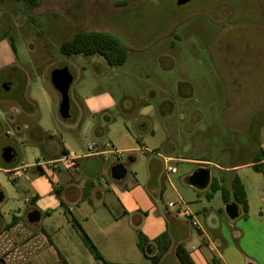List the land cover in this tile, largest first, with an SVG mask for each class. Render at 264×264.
I'll return each instance as SVG.
<instances>
[{
	"label": "rangeland",
	"instance_id": "rangeland-1",
	"mask_svg": "<svg viewBox=\"0 0 264 264\" xmlns=\"http://www.w3.org/2000/svg\"><path fill=\"white\" fill-rule=\"evenodd\" d=\"M79 29L113 34L127 51L125 63L64 53L62 43ZM206 42L231 54L227 69L245 72V83H231L222 60L210 65ZM62 67L74 78L68 119L59 114L61 96L51 81V72ZM185 70L211 80L202 90L193 80L197 86L187 95L190 89L179 84ZM229 91L246 93L238 95L240 106H227ZM228 116L246 122L231 123ZM115 139L135 148L121 150L120 163L134 154L131 170L144 189H156L155 218L176 217L167 203L182 199L218 249V264H264V170L252 166L264 159V0H39L37 6L0 0V190L6 196L0 208L9 206L17 187L12 168L32 163L47 146L69 143L84 153L90 143L109 142L119 149ZM8 146L14 159L5 164L1 153ZM199 168L210 172L204 188L189 182ZM235 176L248 210L237 203L239 215L231 218L211 183L232 192ZM29 195L18 196L22 210ZM183 221L186 234L200 232L191 218Z\"/></svg>",
	"mask_w": 264,
	"mask_h": 264
},
{
	"label": "crops",
	"instance_id": "crops-1",
	"mask_svg": "<svg viewBox=\"0 0 264 264\" xmlns=\"http://www.w3.org/2000/svg\"><path fill=\"white\" fill-rule=\"evenodd\" d=\"M204 47L211 66L217 68L220 59L231 83H245V72L238 74L227 69L231 54L218 52L212 42H206ZM203 59L202 56L196 58L200 66L205 65ZM188 72L184 71L186 77L179 84L189 88L187 95L193 96L197 86H194L193 80L201 85L202 90V83L211 78L206 75L202 79ZM239 94L229 91L227 106H240ZM243 94L245 96L246 93ZM195 99L203 100L199 95ZM205 102L213 104L208 99ZM257 113L251 116L250 123ZM228 121L235 124L246 122L244 118L232 116H228ZM143 130L149 131L144 126ZM128 137V134L124 136L125 139ZM115 142L122 151L135 149L131 147V141H126L125 145L122 139H115ZM65 152L79 157L76 166L51 168V162ZM104 157V154H92L90 151L83 153L69 143H54L46 147L44 154L36 153L32 163L23 166L27 167L26 172L11 178L18 188L15 186L9 206L0 208V264H106V261L111 264H149L151 260L138 246V230L152 241L154 254L157 249L153 240L164 232L169 233L171 244L159 264H182L177 255L178 245L182 246L188 264L220 263L219 251L213 250L215 245L208 240L204 230L198 234H186L183 221L186 217L174 213L176 217L167 221L152 215L154 203L151 194L156 189H144L137 173L131 170L137 161L134 154L129 156L127 175L120 181L111 177L114 160L107 163ZM261 162L264 163V159ZM22 191L30 194L25 199L27 208L24 210L18 199ZM5 198L4 195L3 201ZM32 211L39 212V219L35 222L28 218ZM84 233L103 259L95 257ZM188 240L193 241L191 246L185 245ZM168 253L171 257L167 260Z\"/></svg>",
	"mask_w": 264,
	"mask_h": 264
},
{
	"label": "trees",
	"instance_id": "trees-1",
	"mask_svg": "<svg viewBox=\"0 0 264 264\" xmlns=\"http://www.w3.org/2000/svg\"><path fill=\"white\" fill-rule=\"evenodd\" d=\"M26 2L37 6L39 0H25ZM61 50L66 54H89L100 55L111 66L122 65L126 61L127 51L121 42L109 32L100 31H85L79 29L75 37L69 41H65L61 45ZM262 159H256L253 163L254 169L263 171L264 166ZM213 190H220L224 201L228 204L233 201L242 204L245 210H248V203L246 200L245 187L239 176H235L232 181V192L225 186L220 185L216 180L211 183ZM84 238L96 258L103 259V256L97 250L95 245L91 242L89 237L84 233ZM156 245L157 252L154 254V244L149 240L140 230H138V246L146 257H148L153 264H159L161 256L166 253L171 244V238L168 232H164L153 240ZM177 255L182 264H188L187 258L184 256V250L181 245L177 246ZM106 264H111L106 261ZM133 264V263H126Z\"/></svg>",
	"mask_w": 264,
	"mask_h": 264
},
{
	"label": "water",
	"instance_id": "water-1",
	"mask_svg": "<svg viewBox=\"0 0 264 264\" xmlns=\"http://www.w3.org/2000/svg\"><path fill=\"white\" fill-rule=\"evenodd\" d=\"M191 0H177L178 5H183ZM73 75L68 67L56 68L51 72V81L54 87L58 90L61 96L59 114L61 118L68 119L71 117L70 113V98L69 89L73 83ZM3 87L8 90L9 87L6 83ZM1 158L5 164H10L14 159V149L10 146L3 148ZM128 169L124 163L114 164L111 169V177L114 180H123L127 175ZM210 181V172L205 168L197 169L190 177L189 182L192 186L197 188H204ZM4 199V194L0 190V202ZM225 210L231 218H236L239 215V206L236 202H230L226 204ZM31 222H35L39 219V212L32 211L28 216Z\"/></svg>",
	"mask_w": 264,
	"mask_h": 264
},
{
	"label": "built area",
	"instance_id": "built-area-1",
	"mask_svg": "<svg viewBox=\"0 0 264 264\" xmlns=\"http://www.w3.org/2000/svg\"><path fill=\"white\" fill-rule=\"evenodd\" d=\"M87 149L92 154H104L105 155L104 159L107 163H110L111 160H114V164H117V163H120V161L122 160V151L115 148L109 142L105 143L102 147H99L97 144L90 143V144H88ZM78 159H79V157L76 156L75 154H72L70 152H65L58 159L51 162V166H52L51 168L74 167V166H76ZM36 165L38 166L40 164H36ZM26 168L27 167H23V168H17L15 170H13L11 178H16V177L20 176L21 174L26 172ZM167 172L174 173V172H176V169L172 166H168ZM167 207L170 210H172L178 216L191 218L192 225L195 228H197L199 231L203 232V227L198 222V220L195 218L194 213L189 210L188 205L184 200L179 199L176 202L169 201L167 203ZM213 248H214L213 250H215V251L217 250V248L215 246H213Z\"/></svg>",
	"mask_w": 264,
	"mask_h": 264
},
{
	"label": "clouds",
	"instance_id": "clouds-1",
	"mask_svg": "<svg viewBox=\"0 0 264 264\" xmlns=\"http://www.w3.org/2000/svg\"><path fill=\"white\" fill-rule=\"evenodd\" d=\"M105 106H107V105H105ZM97 110H99V109L97 108Z\"/></svg>",
	"mask_w": 264,
	"mask_h": 264
}]
</instances>
